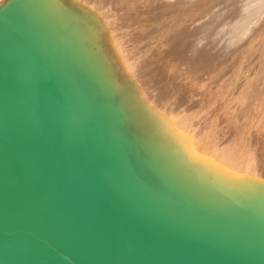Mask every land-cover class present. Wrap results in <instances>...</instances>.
<instances>
[{"label":"water","instance_id":"95a60500","mask_svg":"<svg viewBox=\"0 0 264 264\" xmlns=\"http://www.w3.org/2000/svg\"><path fill=\"white\" fill-rule=\"evenodd\" d=\"M69 42L0 8V264H264L262 197L180 185Z\"/></svg>","mask_w":264,"mask_h":264},{"label":"rangeland","instance_id":"374dc122","mask_svg":"<svg viewBox=\"0 0 264 264\" xmlns=\"http://www.w3.org/2000/svg\"><path fill=\"white\" fill-rule=\"evenodd\" d=\"M3 1H0V4ZM169 1L172 2L169 3ZM78 2L86 7V9L81 8L83 11L89 10L95 14L104 29L105 21H107L110 24L108 26L121 33L119 36L121 39L124 38L121 47L134 53L135 58L139 61V73L144 69L141 71L143 73H140L141 76L145 74L144 79H146L141 78V82L144 84V86L141 85V92L148 100L163 101L167 107L175 105L178 109L176 112L183 115L188 130L192 133L191 137L195 140L196 138L200 140V136L194 128L195 124L204 125L205 139L208 141L211 139L213 142L219 140L218 142L224 145L229 144L232 149L239 150L238 153L242 155V158L239 157L240 162L238 159H232L236 165L232 160L224 161L226 158L220 159V162L217 161L220 165H231H228L229 170L235 169L234 166L238 164L236 168L242 166L241 169H251L254 178L257 177L254 175V171L258 172L257 169L261 170L264 165V147L260 149V146L264 144V136L259 138L262 132L264 134L262 131L264 130V59L260 53L261 44H259V41L264 42V33L263 36H260V40H258L259 38L251 39V37H256L255 33L261 30L264 32V0H220L221 3L219 0L215 1L218 3L216 7L227 6L222 19H217L218 24H221V30L212 32L210 29L207 41L203 45L193 49L197 44L192 41L177 52H173L169 47L164 50L159 49V45H152L155 28L150 27L151 24L158 21L155 16L158 15L159 18L158 10L170 9L168 5L173 6L176 1L79 0ZM153 3L156 14H151V10H148L153 9ZM179 3L180 5L173 11H169L174 14H171L172 17L179 13L185 15L186 12V14L189 13L188 16L193 13L196 17L194 19L200 18L203 21L206 16L205 10L211 7L210 0H180ZM222 3L223 5H221ZM214 5L213 3L212 7ZM224 29L225 31H223ZM206 33L207 30L204 29L199 35V42L206 37ZM150 46L152 47L150 48ZM192 49L193 54L187 57V52ZM182 50L184 54L181 53ZM241 51H245V53L239 58L236 68L235 66L233 68L232 64L241 55ZM139 53H143L142 58L139 57ZM210 64L213 65L212 68L214 67L216 72L219 68L222 69L219 73L220 76H216V73L213 74L214 76L212 75L218 81L221 78L219 85L209 83L212 76L206 74L205 69L210 68ZM224 85H227L228 88ZM149 89L153 93L150 96L146 95V93H151V91H146ZM157 92L158 94H156ZM247 92L252 97L248 103L244 101ZM215 98L217 99L215 100ZM235 102L238 104L235 105ZM227 103L229 104L228 109L225 108ZM240 107L242 108L240 109ZM224 108L231 109L230 113H233L234 117L230 115L229 120H223ZM188 119L190 120L187 121ZM191 121H193L192 125ZM232 125L234 129H232ZM231 140L233 141L231 142ZM255 145H259V147ZM245 151L248 155L245 154ZM250 160L256 165H253ZM245 174L247 175V173ZM248 174L250 175V172Z\"/></svg>","mask_w":264,"mask_h":264},{"label":"bare ground","instance_id":"6f19581e","mask_svg":"<svg viewBox=\"0 0 264 264\" xmlns=\"http://www.w3.org/2000/svg\"><path fill=\"white\" fill-rule=\"evenodd\" d=\"M7 1L9 0H4L0 4V8ZM28 1L33 4L35 11L40 18L49 22L59 33L70 41L69 45L72 47L73 55H75L80 63L85 65L93 75L97 76L98 81L108 89L115 99V104L119 106L120 113L126 122L127 131L132 135L136 134L138 136V139L135 138L136 142L142 144L145 150L148 151L149 154H152L157 162L167 167L168 171L170 170L169 172L174 175L180 185L187 186L188 184L187 187L192 186L193 188L201 186L206 189L215 188L225 193L245 198L258 195L264 200V165L261 167V170H259V168L257 169L258 172L254 171V175L257 176L256 178L253 176V170L248 168L247 170L241 169L242 166L241 168H236L238 164L237 166H234L235 169L228 170V167L231 165H220L217 161L220 159L223 160V158H226L224 161H227L228 159L239 160V157L242 158V155L238 153L239 150L232 149L229 144H220V142H218L219 140L213 142L209 139L212 141L210 142L205 139L206 136L203 133V130H205L204 125L195 124V131L198 132V135L200 136V140L198 139V141L196 138V141L191 137L192 133L188 130L186 125L187 122L183 115L180 114V112H176L178 109L175 105L167 107L163 104V101L152 102L151 100H148V98H146L141 92L142 86H144L141 82V78L144 79L145 74L141 76L140 73L144 69L139 73V61L135 58L134 53L128 52L129 50L127 51L126 48L121 47L123 46L121 45V42H123L124 38L121 39L119 36L121 33H118V31H116L117 29L115 30L108 26L109 22L105 21L106 27L104 29L102 24L96 19L95 14L89 10L83 11L81 9L82 7L86 9V7L83 4H79V0ZM173 1H176L173 6L170 4L168 5L170 9L164 8L158 10L159 18L158 15H155L157 16L158 21L150 26L155 28V36L153 37V42H151L152 45H159V49L164 50H167L166 48L169 47L172 48L173 52H177L185 48L189 42L193 41L194 44H197L193 47L194 49L203 45L204 42L207 41L209 35L208 31L210 29L212 32L221 30V24H218L217 19H222V16L226 12L227 6L225 7L223 3L221 4L223 7H216V4L218 5V3H215V1L218 0H210L209 5H211V7H208L205 10L206 16L202 21L200 18L194 19L196 17H194L193 13L188 16V12L191 10L187 12L188 14L184 11L185 15L179 13V15L172 17L171 14L173 13H170L169 11H173L174 8L180 5V0ZM171 2L172 1H169V3ZM213 3L215 4L214 7H212ZM152 7L153 9L148 10H151V14H156L154 3ZM7 22L9 30L17 32L12 17L9 18ZM171 22L172 24H169ZM171 25L172 28H170ZM204 29L207 30L206 37L199 42V35ZM223 31H225V29ZM39 33L41 34V31ZM263 33L264 32L261 30L260 32L255 33L256 37L252 36L251 39L255 38L257 40V38H259L258 40H260V36ZM44 36L47 41L44 45L45 47L52 50L55 44H60V41L57 40L55 41V44L51 45L52 42L50 40L48 41L47 34H44ZM29 39H31V37ZM18 43L31 46L37 53L36 56H38L39 59L42 60L44 57L41 50L38 49L36 45L25 40V38L23 39V42L18 41ZM259 44H261L260 53L264 59V42L259 41ZM56 45L54 46V49L58 50L57 47L59 46ZM70 46L68 52H70ZM151 47L152 46H150V48ZM193 49L187 52V57H190V55L193 54ZM181 53L184 54V51L182 50ZM244 53L245 51H241V55L235 59L232 64L233 68L234 66L236 68V65L239 63V58L242 57ZM142 54L143 53H139L140 58H142ZM210 66L211 69L209 67L205 69L206 74L210 76L215 73L217 76L222 71V69L219 68L216 72L214 67L212 68L213 65L210 64ZM133 67L135 71L132 70ZM208 75L206 76L208 77ZM213 76L211 77L212 80H209V83L219 85L221 78L218 81V79ZM225 76L227 77V74ZM224 86L227 87V85ZM213 87L216 88L214 85ZM146 91L150 92L151 90L149 89ZM147 94L150 96L153 93L151 91L150 94L146 93V95ZM156 94H158V92ZM246 94L247 96L244 97V101L248 103L252 97L249 92ZM216 99L217 98H215V100ZM177 104L180 105L179 102H177ZM236 104L238 103L235 102V105ZM242 104L243 103H241V105ZM227 105L228 107H226ZM225 108H229L228 103L225 104ZM225 108L222 117L223 120H229L228 117L230 115L233 116V113H230L232 112L231 109L226 110ZM241 108L242 107H240V109ZM192 122L193 121L190 123L191 125ZM129 126L130 129H128ZM232 129H234L233 125ZM192 130V132H194V129ZM263 136L264 134L262 132V135H260L259 138H262ZM232 141L233 140H231V142ZM262 145L260 146V149L261 147H264V144ZM256 147H259V145ZM245 154H247V152ZM224 163L226 164V162ZM233 163L235 164L236 162L233 161ZM251 163H253V161H251ZM253 165L256 164L253 163ZM249 172L250 175L248 174ZM245 173H247V175Z\"/></svg>","mask_w":264,"mask_h":264}]
</instances>
